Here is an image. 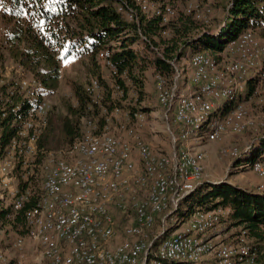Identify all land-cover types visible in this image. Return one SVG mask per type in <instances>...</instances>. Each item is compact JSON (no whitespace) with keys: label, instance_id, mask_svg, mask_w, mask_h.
I'll return each mask as SVG.
<instances>
[{"label":"built area","instance_id":"1","mask_svg":"<svg viewBox=\"0 0 264 264\" xmlns=\"http://www.w3.org/2000/svg\"><path fill=\"white\" fill-rule=\"evenodd\" d=\"M115 1L117 11L129 22H139L141 16L156 17L165 27L180 12L206 24L211 19V10L198 1L184 8L166 0ZM162 34L168 35L169 30L164 28ZM141 38L163 56L161 47L152 45L144 35ZM114 52L100 50L97 64L101 78L111 84V77L119 91L118 68L111 59ZM219 57L209 53L189 57L188 89L182 88L174 61L170 62L176 75L170 83L160 72L155 73L158 101L172 110L177 128V132L169 128L172 153L157 152L141 135L146 122L143 112L131 115L116 105L105 111L102 125L96 118H83L79 139L46 151L45 195L27 211L29 232L16 237L15 254L0 251V264H263L248 230L240 227L228 240L219 234L211 236L230 220L231 209L222 206L197 207L151 257L149 237L157 219L165 212L171 214L205 179L207 153L201 144L196 145L198 140L218 142L228 134L264 127V112L254 116L243 100L248 96L249 81L255 80L252 95L264 104V39L248 30L229 41ZM85 88L98 99L101 80L96 76ZM52 95L17 66L4 68L0 59V185L16 210L23 208L28 196L20 192L13 172L19 163L22 167L35 165L38 140L53 109ZM5 129L9 137L3 147ZM223 154L236 159L241 152L233 147ZM250 167L260 179L259 192L264 193V158Z\"/></svg>","mask_w":264,"mask_h":264},{"label":"trees","instance_id":"2","mask_svg":"<svg viewBox=\"0 0 264 264\" xmlns=\"http://www.w3.org/2000/svg\"><path fill=\"white\" fill-rule=\"evenodd\" d=\"M228 5L224 26L217 34L200 31L199 22L185 12H180L176 21L165 27L160 26V19L156 17L146 19L141 16L139 22H129L117 11L115 0H0V59L3 61L7 56L15 66L39 80L51 94L60 88L64 60L83 58L90 71L98 75L97 53L102 49H115L111 59L119 73L116 79L120 87L117 98H112L109 85L104 82L101 84L104 83L105 89L98 99L90 96L83 84L74 82L75 102L64 101L63 113L55 110L49 113L38 148L50 151L70 145L82 135L83 117L88 120L96 118L102 125L106 112H110L114 105L131 115L140 112L131 103L141 105L143 101L147 68L160 72L170 83L175 73L170 61L178 64L196 53H209L220 58L225 45L248 30L264 39V0H229ZM164 28L169 30L168 35L162 34ZM141 35L146 36L155 47H161L163 56L135 49L136 42L144 41ZM148 48L153 51L150 44ZM255 86L256 81L250 80L248 95L253 94ZM125 103L129 105L125 107ZM173 131L177 132L175 125ZM8 137V130L5 129L3 147L7 145ZM249 152L256 153L253 161L264 158V133L247 152L236 158L240 163L238 167L244 168L242 166L248 162ZM41 157L33 161L35 165L32 168L22 167L19 163L13 172L20 192L28 196L23 208L14 209L10 197L6 204L0 200V223L17 237L27 235L26 213L45 195L44 159ZM199 206L229 207L231 216L228 225L248 230L264 264V193L229 183H201L179 201L171 214L163 213L150 233L151 257L172 230L186 222Z\"/></svg>","mask_w":264,"mask_h":264},{"label":"rangeland","instance_id":"3","mask_svg":"<svg viewBox=\"0 0 264 264\" xmlns=\"http://www.w3.org/2000/svg\"><path fill=\"white\" fill-rule=\"evenodd\" d=\"M170 3L178 5L179 8H184L187 3L191 1H198L203 5V7L207 10L210 9V21L206 24L203 22H199L200 31H208L210 33H219L224 26V17L226 14L228 0H166ZM195 36V35H194ZM148 43L146 41L136 42L134 47L135 49L146 52L147 50L151 55L153 52H158L156 50L150 51L148 48ZM190 56V55H189ZM189 56L184 58L180 63H176L177 69L179 70L180 75V83L182 88H187L190 86L189 77L191 76V71L189 72L187 65L189 61ZM4 68L6 67L8 70L13 68L15 65L12 63L7 56L3 58ZM85 59L83 58H75L70 57L69 59L64 60L63 62V78L61 81V85L59 90L52 95V106L53 109L57 112L63 113L65 110L63 108L64 101H69L70 103L75 102L73 98V87L72 84L74 82L81 83L85 87L88 85L90 80L94 77H98L101 82L106 83L108 89L112 92V98H117L118 90L112 85V78H109L111 84L108 83V80L102 79L101 74L94 75L89 67L84 64ZM99 68V67H98ZM15 73V71H14ZM176 75V69L174 76ZM173 76V77H174ZM144 96L141 105L131 103L136 106L138 111L144 113L145 124L141 129V135L144 139L157 151L160 153H172L173 148L171 144V136L169 132V128L173 130V114L172 110H168L163 107L158 101V95L156 90L155 83V70L153 68H147L144 75ZM104 83L101 84L100 93H103ZM263 89V88H262ZM261 89V90H262ZM257 95H248L246 97L247 105L251 110V113L254 116L261 115L264 112V104H259ZM129 105L125 103L124 106ZM84 118V117H83ZM82 118V124L85 122ZM83 127V126H82ZM264 133V127L260 129H251L248 132L242 134H228L225 135L221 141L218 142H207L206 139L198 140L196 145H200L207 153L206 159V169H205V179L203 183H229L237 187L251 189L258 191V185L260 183L259 177L255 172L252 171L250 164L256 156L255 152H249L248 162L244 168L238 167L240 163L233 159L232 157L223 154V150L227 148L237 147L241 153H245L249 150L250 145L262 134ZM205 134V133H204ZM196 142V141H195ZM40 150V149H39ZM52 151V150H50ZM46 150H40L37 155L38 159L40 156L44 159V153ZM9 194L7 190L0 188V200L3 203H9ZM11 198V197H10ZM227 231L231 230V226L227 225ZM240 227H235L233 231L239 232ZM16 235L12 232H9L7 228H5L0 223V251L8 256H12L15 254L13 249V243L16 239ZM114 242V241H113ZM31 249L32 247L29 246ZM32 251V249L30 250Z\"/></svg>","mask_w":264,"mask_h":264},{"label":"crops","instance_id":"4","mask_svg":"<svg viewBox=\"0 0 264 264\" xmlns=\"http://www.w3.org/2000/svg\"><path fill=\"white\" fill-rule=\"evenodd\" d=\"M229 1V0H228ZM229 4V2H228ZM226 13H227V10H226ZM226 15V14H225ZM190 88L189 86L187 87V89ZM248 103V102H247ZM228 222H225L223 224H221L217 230L215 232H212L211 233V236H214L216 234H219L223 239H230V237L235 233V231H233V229H235V227H232L230 231H227L228 227ZM30 248V247H29ZM32 249V248H31ZM30 249V250H31Z\"/></svg>","mask_w":264,"mask_h":264},{"label":"water","instance_id":"5","mask_svg":"<svg viewBox=\"0 0 264 264\" xmlns=\"http://www.w3.org/2000/svg\"><path fill=\"white\" fill-rule=\"evenodd\" d=\"M259 191V190H258Z\"/></svg>","mask_w":264,"mask_h":264}]
</instances>
